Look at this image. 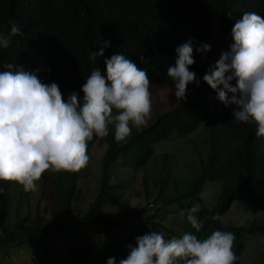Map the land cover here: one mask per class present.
I'll list each match as a JSON object with an SVG mask.
<instances>
[{
    "label": "trees",
    "instance_id": "16d2710c",
    "mask_svg": "<svg viewBox=\"0 0 264 264\" xmlns=\"http://www.w3.org/2000/svg\"><path fill=\"white\" fill-rule=\"evenodd\" d=\"M149 88L179 99L147 125ZM63 110L74 136L55 141ZM201 129L184 177L158 151ZM95 143L106 149L84 211L94 176L79 161ZM156 163L151 214L125 194ZM29 177L41 212L25 214L30 184L10 226ZM147 232L135 264H217L227 235L231 264H249L259 239L264 264V0H0V264L20 250L32 264H133Z\"/></svg>",
    "mask_w": 264,
    "mask_h": 264
},
{
    "label": "rangeland",
    "instance_id": "374dc122",
    "mask_svg": "<svg viewBox=\"0 0 264 264\" xmlns=\"http://www.w3.org/2000/svg\"><path fill=\"white\" fill-rule=\"evenodd\" d=\"M140 99L144 102V104L147 106V110H145L139 118L142 121H145L147 125H150L154 122V120L164 114L165 112L172 110L178 103L179 99V93H164L160 94L158 91H156L153 88H149L145 90L142 94H140ZM73 112L68 110H63V115L61 118V121L59 124H57L53 130V139L56 141L58 139V136L61 134H64L68 141H70L74 136V128L72 126V120H73ZM68 124L69 126L67 129H64V124ZM138 122V121H137ZM204 132V129H201V131L196 132L193 134L190 138H182L177 137L174 140H172L168 145L166 146H160V149L158 151V156L162 158L165 154L169 155L171 159H173L172 163H178V166L175 165L174 169L178 168L182 176H186V168L185 164L191 160V157L189 156L192 149L196 146H199L202 139V133ZM106 147L102 146L100 143H95V145L90 148L88 151L85 152L82 159L79 161L82 167V173L84 175H91L94 176V183L92 184L90 190L92 189V193L88 195V199L81 201L79 203V206L82 207L84 211L88 210L90 204L95 200V198L98 195L99 192V179H100V171H101V161L103 154L105 152ZM159 158V159H160ZM161 160V159H160ZM158 166V163L152 165L151 168L146 169L143 171V173L138 174L135 179L131 182L133 185L128 189V191L125 194V199L129 200L132 207L135 209H138L142 212L144 208L147 207V210L154 214L156 210H161L163 207V204H156L155 203V195H156V185L154 184V180L152 179V169L153 167ZM147 181V186L145 185L144 181ZM32 184L35 187V191L31 197V201L29 204V209L25 210V214H30L33 218L41 212L39 209V203L41 200V181L33 178H25L15 183V186L13 187L12 195L14 198V205H13V213H12V219L10 221V226L14 225L17 221L16 217V207H17V199L19 197V194L21 191H24L27 186ZM147 189L149 190L147 192ZM146 192L148 193V198L146 197ZM219 193V187L218 186H212V188H207L206 192V198H208L210 201V206H213L216 196ZM238 213L234 210L230 215L222 219V222L224 225H228L231 221H235L236 216ZM258 214L256 210H244V216L243 220L247 221L248 219H251L252 216ZM149 235V232L144 236V238L141 240L142 245V252L140 255L134 258L133 264L140 260L146 259V245L147 242V236ZM230 237L227 235L225 237L226 246L222 253V258L217 264H231L233 261V253L229 245ZM259 240H250L248 243V253L247 257H249V264H252L253 261L256 259L255 255L261 251V248L258 247L256 244H259ZM19 255L15 257L14 261L18 264H32L31 263V256H33L31 253H28V251H22L20 250ZM34 252V251H33Z\"/></svg>",
    "mask_w": 264,
    "mask_h": 264
}]
</instances>
